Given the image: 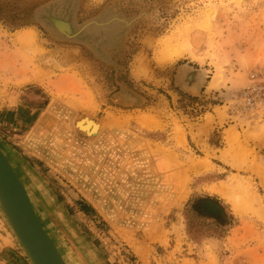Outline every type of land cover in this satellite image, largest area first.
<instances>
[{
	"label": "rangeland",
	"instance_id": "374dc122",
	"mask_svg": "<svg viewBox=\"0 0 264 264\" xmlns=\"http://www.w3.org/2000/svg\"><path fill=\"white\" fill-rule=\"evenodd\" d=\"M116 16L120 47H93ZM0 17V149L65 264H264V0H0ZM0 264H31L1 212Z\"/></svg>",
	"mask_w": 264,
	"mask_h": 264
},
{
	"label": "water",
	"instance_id": "95a60500",
	"mask_svg": "<svg viewBox=\"0 0 264 264\" xmlns=\"http://www.w3.org/2000/svg\"><path fill=\"white\" fill-rule=\"evenodd\" d=\"M56 27L70 34L68 28L62 29L63 25ZM0 212L31 264H65L43 228L25 187L1 149Z\"/></svg>",
	"mask_w": 264,
	"mask_h": 264
},
{
	"label": "trees",
	"instance_id": "16d2710c",
	"mask_svg": "<svg viewBox=\"0 0 264 264\" xmlns=\"http://www.w3.org/2000/svg\"><path fill=\"white\" fill-rule=\"evenodd\" d=\"M51 16V15H49ZM1 19V17H0ZM3 19V18H2ZM6 23H9L8 21H5ZM99 22H93L91 23L88 27L91 29L97 28L98 35H88L89 38H91V41H95V44H93V47H97L98 45L103 46H113V44L117 45L120 47L122 44V38L124 36L125 29L128 25V23L119 18V17H110L107 21L104 20V25H98ZM85 34V33H83ZM99 36V37H98ZM89 42V44L91 43ZM197 203H202L197 204L194 206V211L196 213H202L203 211L209 212L213 215H209L210 218H212L214 221H219V216L218 213L220 212V204L213 199L209 198H202L196 201ZM80 211L83 212L86 215H90L91 209L87 207L85 204L80 203ZM199 213V214H200Z\"/></svg>",
	"mask_w": 264,
	"mask_h": 264
},
{
	"label": "crops",
	"instance_id": "0c3cea01",
	"mask_svg": "<svg viewBox=\"0 0 264 264\" xmlns=\"http://www.w3.org/2000/svg\"><path fill=\"white\" fill-rule=\"evenodd\" d=\"M39 73H44V71L41 70V71H39ZM60 90L69 91L68 89H60ZM74 90H75V92L80 93V94L84 91V89L80 85H75ZM5 110L7 112L6 115H9L12 118L18 117V115H19L20 118L18 119V121H21L25 126L31 127L33 130H37L39 128V124H40L39 116H37V113L35 110H27V109L22 108V106L20 108H18V107L12 106V105L9 106ZM2 112H3V110H2ZM24 115L27 117L25 118ZM258 216L259 217H257V218L254 217V219L264 221V213L261 210H259ZM175 252L176 251L173 249L172 252H168V253L172 254ZM212 258H213L212 256H208V258H206L202 263L203 264H214L212 262ZM193 261H194L193 258H186V259L183 258L181 260V262H185V263L186 262H192L193 264H195ZM87 264H89V263H87ZM168 264H171V263H168Z\"/></svg>",
	"mask_w": 264,
	"mask_h": 264
},
{
	"label": "bare ground",
	"instance_id": "6f19581e",
	"mask_svg": "<svg viewBox=\"0 0 264 264\" xmlns=\"http://www.w3.org/2000/svg\"><path fill=\"white\" fill-rule=\"evenodd\" d=\"M77 128H79L80 131L88 135H94V136L98 133V130H99V126L96 123L91 122L88 119L78 122ZM245 207L249 208V206L247 205Z\"/></svg>",
	"mask_w": 264,
	"mask_h": 264
}]
</instances>
